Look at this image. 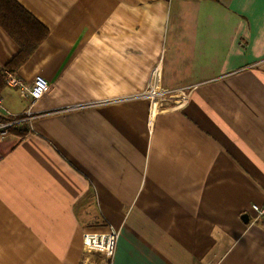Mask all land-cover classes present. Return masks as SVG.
<instances>
[{
	"label": "crops",
	"instance_id": "0c3cea01",
	"mask_svg": "<svg viewBox=\"0 0 264 264\" xmlns=\"http://www.w3.org/2000/svg\"><path fill=\"white\" fill-rule=\"evenodd\" d=\"M16 1L48 32L13 71L49 89L0 140V264H83L108 225L112 264H264V0ZM19 48L0 26V73ZM155 68L183 104L151 110Z\"/></svg>",
	"mask_w": 264,
	"mask_h": 264
},
{
	"label": "built area",
	"instance_id": "2783aa9c",
	"mask_svg": "<svg viewBox=\"0 0 264 264\" xmlns=\"http://www.w3.org/2000/svg\"><path fill=\"white\" fill-rule=\"evenodd\" d=\"M155 68L152 71V78L146 89L148 97L154 101L151 110H156V100L168 95L175 100L172 106H178L186 101V93L190 90V85L176 86L174 88H161L155 84ZM5 82L12 87H18L23 91L24 101L20 104L16 114L11 120H1L3 112L2 98L0 96V140L10 133V128L25 129V122H31L34 118L41 115L33 110V106L49 89L48 80L41 74H35L31 79L24 81L13 70L4 69ZM154 112V111H153ZM28 126V125H27ZM252 223H259L264 227V201L262 203L251 204ZM118 229L108 225L103 231L85 230L82 234L84 258L83 264H112L115 253ZM93 258V259H92Z\"/></svg>",
	"mask_w": 264,
	"mask_h": 264
},
{
	"label": "trees",
	"instance_id": "16d2710c",
	"mask_svg": "<svg viewBox=\"0 0 264 264\" xmlns=\"http://www.w3.org/2000/svg\"><path fill=\"white\" fill-rule=\"evenodd\" d=\"M0 26L19 44V51L6 63L5 68L15 70L23 64L48 29L23 8L16 0H0ZM6 85L0 73V91ZM10 133L23 135L25 129L10 128Z\"/></svg>",
	"mask_w": 264,
	"mask_h": 264
},
{
	"label": "water",
	"instance_id": "95a60500",
	"mask_svg": "<svg viewBox=\"0 0 264 264\" xmlns=\"http://www.w3.org/2000/svg\"><path fill=\"white\" fill-rule=\"evenodd\" d=\"M242 218H243L244 220H248L249 215H248L247 213H243V214H242Z\"/></svg>",
	"mask_w": 264,
	"mask_h": 264
},
{
	"label": "rangeland",
	"instance_id": "374dc122",
	"mask_svg": "<svg viewBox=\"0 0 264 264\" xmlns=\"http://www.w3.org/2000/svg\"><path fill=\"white\" fill-rule=\"evenodd\" d=\"M93 259V258H92Z\"/></svg>",
	"mask_w": 264,
	"mask_h": 264
}]
</instances>
